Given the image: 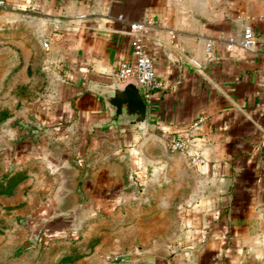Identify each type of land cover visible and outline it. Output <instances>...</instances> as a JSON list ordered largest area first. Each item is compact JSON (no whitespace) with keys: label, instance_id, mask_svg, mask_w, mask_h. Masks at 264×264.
Wrapping results in <instances>:
<instances>
[{"label":"crops","instance_id":"1","mask_svg":"<svg viewBox=\"0 0 264 264\" xmlns=\"http://www.w3.org/2000/svg\"><path fill=\"white\" fill-rule=\"evenodd\" d=\"M132 22L149 28L160 84L145 98L144 128H103L111 112L92 88L120 82ZM246 26L256 45L232 55L227 41ZM0 36L44 50L41 75L61 114L54 126L83 132L84 153L113 143L115 165L105 181L93 171L88 194L113 191L118 155L143 191L176 180L172 231L161 216L156 249L137 252L146 264H264V0H6ZM177 136L188 151L171 149Z\"/></svg>","mask_w":264,"mask_h":264},{"label":"rangeland","instance_id":"2","mask_svg":"<svg viewBox=\"0 0 264 264\" xmlns=\"http://www.w3.org/2000/svg\"><path fill=\"white\" fill-rule=\"evenodd\" d=\"M43 56L0 38V264H146L137 252L156 249L161 216L172 231L177 182L143 191L118 155L113 191L88 194L94 170L97 182L108 179L115 147L107 139L84 153L83 132L53 125L61 114Z\"/></svg>","mask_w":264,"mask_h":264},{"label":"built area","instance_id":"3","mask_svg":"<svg viewBox=\"0 0 264 264\" xmlns=\"http://www.w3.org/2000/svg\"><path fill=\"white\" fill-rule=\"evenodd\" d=\"M6 7V0H0V8ZM122 19L123 16L120 15ZM130 29L135 32L133 44H132V58L129 61H125L121 64L118 78L120 82L127 80H135L144 95L149 97L153 89L159 86V81L156 79L155 64L151 56L149 55L146 45L145 37L149 30L145 23L132 22L130 23ZM256 45V36L251 26H246L241 39L230 38L227 41V50L235 56L242 57L247 52L251 51ZM44 46H49V41H44ZM201 118L200 121H203ZM170 147L174 151L186 152L189 150L190 141L187 138L174 137L170 141ZM199 160V157H195Z\"/></svg>","mask_w":264,"mask_h":264},{"label":"water","instance_id":"4","mask_svg":"<svg viewBox=\"0 0 264 264\" xmlns=\"http://www.w3.org/2000/svg\"><path fill=\"white\" fill-rule=\"evenodd\" d=\"M111 114L101 122L103 128H144L148 122V104L135 80L92 88Z\"/></svg>","mask_w":264,"mask_h":264}]
</instances>
